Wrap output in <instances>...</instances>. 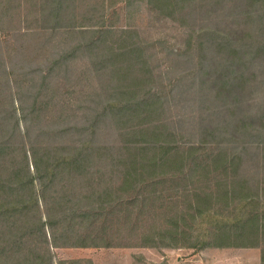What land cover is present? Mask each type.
I'll return each instance as SVG.
<instances>
[{
	"label": "trees",
	"instance_id": "1",
	"mask_svg": "<svg viewBox=\"0 0 264 264\" xmlns=\"http://www.w3.org/2000/svg\"><path fill=\"white\" fill-rule=\"evenodd\" d=\"M144 4L138 27L113 0H0V264L159 241L264 264V0Z\"/></svg>",
	"mask_w": 264,
	"mask_h": 264
},
{
	"label": "rangeland",
	"instance_id": "2",
	"mask_svg": "<svg viewBox=\"0 0 264 264\" xmlns=\"http://www.w3.org/2000/svg\"><path fill=\"white\" fill-rule=\"evenodd\" d=\"M108 1L110 2V0ZM113 1L115 5H112L111 8L116 12L111 18L116 26L134 25L142 27L147 24L149 15L147 16L144 0H135L130 7H125L122 4L124 0ZM27 4H31L30 1ZM4 22L7 23V21ZM14 24L16 25V23ZM163 28L164 25L162 24L161 29ZM166 34H172V31L168 29ZM4 40L6 42L0 41L3 55L7 57L9 53L6 49L13 50L14 40L10 36L4 38ZM186 176L189 178V174ZM179 184L182 186L183 181L180 180ZM152 189L161 192L166 199H177L175 192L168 184L164 188L156 186L150 188L151 191ZM186 207V204H180L179 210L184 211L185 214H192L186 211ZM213 208H217V206H213ZM185 219L188 220V217H185ZM156 225L157 228H160L164 226V222L158 219ZM216 245L212 243L208 247L197 246L193 249L186 247L171 248L167 242L162 243L159 241L153 248L54 249L53 258L56 264L59 261L77 259L89 260L91 264H261L260 248H225L219 245H217L219 247H216Z\"/></svg>",
	"mask_w": 264,
	"mask_h": 264
}]
</instances>
